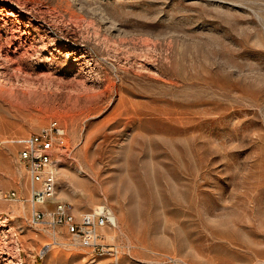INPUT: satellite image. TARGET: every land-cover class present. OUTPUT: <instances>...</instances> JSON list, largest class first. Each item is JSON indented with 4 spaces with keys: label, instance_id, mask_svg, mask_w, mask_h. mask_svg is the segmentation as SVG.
<instances>
[{
    "label": "rangeland",
    "instance_id": "1",
    "mask_svg": "<svg viewBox=\"0 0 264 264\" xmlns=\"http://www.w3.org/2000/svg\"><path fill=\"white\" fill-rule=\"evenodd\" d=\"M53 120L56 198L108 210L105 257L41 258L53 230L9 200L29 196L11 139ZM117 256L264 264V0H0V264Z\"/></svg>",
    "mask_w": 264,
    "mask_h": 264
},
{
    "label": "built area",
    "instance_id": "2",
    "mask_svg": "<svg viewBox=\"0 0 264 264\" xmlns=\"http://www.w3.org/2000/svg\"><path fill=\"white\" fill-rule=\"evenodd\" d=\"M64 133L65 130L59 122L53 120L36 134L11 139L19 147L18 159L24 165L29 196L23 198L13 191L9 194V200L27 202L31 209V223L36 226L45 225L53 230L52 242L45 244L39 252L41 258L54 245L77 246L89 250L95 257H105L106 243L100 228L105 223L112 226L115 223L105 213L95 211L78 218L72 203L55 198L58 188V160L55 158V149L61 144L59 139H62ZM104 210L107 211L105 208ZM59 227H64L71 235L70 242L60 240L56 231ZM117 263L118 256L109 264Z\"/></svg>",
    "mask_w": 264,
    "mask_h": 264
},
{
    "label": "bare ground",
    "instance_id": "3",
    "mask_svg": "<svg viewBox=\"0 0 264 264\" xmlns=\"http://www.w3.org/2000/svg\"><path fill=\"white\" fill-rule=\"evenodd\" d=\"M67 4V3H66ZM27 186V185H26ZM56 198V197H55ZM57 199V198H56ZM98 211L96 212V213H105L106 214V216L111 220V221H113V217L109 214V212H108V210L107 211H105L104 209H97Z\"/></svg>",
    "mask_w": 264,
    "mask_h": 264
}]
</instances>
